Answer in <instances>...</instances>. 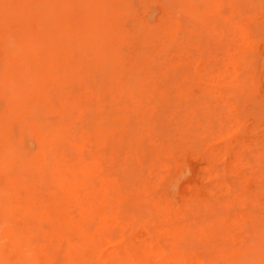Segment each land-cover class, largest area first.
<instances>
[{
	"label": "rangeland",
	"instance_id": "obj_1",
	"mask_svg": "<svg viewBox=\"0 0 264 264\" xmlns=\"http://www.w3.org/2000/svg\"><path fill=\"white\" fill-rule=\"evenodd\" d=\"M0 250L264 264V0H0Z\"/></svg>",
	"mask_w": 264,
	"mask_h": 264
},
{
	"label": "bare ground",
	"instance_id": "obj_2",
	"mask_svg": "<svg viewBox=\"0 0 264 264\" xmlns=\"http://www.w3.org/2000/svg\"><path fill=\"white\" fill-rule=\"evenodd\" d=\"M25 7H26V6H25ZM89 7H90V6H89ZM14 8H15V7H14ZM16 9H17V8H16ZM23 9H24V8H23ZM10 11H11V10H10ZM25 11H26V10H25ZM15 12H16V11H15ZM73 12H74V11H73ZM123 12H124V11H123ZM8 13H9V12H8ZM69 14H70V13H69ZM13 15H14V13H13ZM77 15H78V14H77ZM6 16L9 17V15H6ZM81 17H83V16H81ZM98 17H99V16H98ZM100 17H101V16H100ZM68 20H69V19H68ZM72 20H73V19H72ZM75 20H76V19H75ZM83 20H84V19H83ZM92 20H94V19H92ZM100 20H101V18H100ZM86 21H87V20H86ZM86 21L84 20V22H86ZM88 21H89V23H91V24L93 25V21H91V20H89V19H88ZM23 22H24V21H23ZM64 22H65V21H64ZM84 22L82 21L81 24H84ZM27 23H28V22H27ZM40 23H41V22H40ZM97 23H98V21H97ZM62 24H63V23H62ZM100 24H101V23H100ZM58 25H59V24H58ZM88 25H89V24H88ZM9 26H10V25H9ZM59 26L61 27L62 25H59ZM110 26H111V25H110ZM110 26H109V27H110ZM6 27H8V25H6ZM23 27H24V26H23ZM63 27H64V26H63ZM83 27H84V26H83ZM128 27H129V26H128ZM89 28H90V27H88V29H89ZM91 28H92V26H91ZM22 29H23V28H22ZM88 29H87V30H88ZM90 30H91V29H90ZM130 30H131V29H130ZM66 31H68V30H66ZM81 31H83V30H81ZM123 31H124V30H123ZM50 32H52V31H50ZM42 33H43V32H42ZM57 33H58V32H57ZM99 33H100V32H99ZM90 35H91V33H90ZM39 36H40V35H39ZM44 36H45V35H44ZM98 36H99V35H98ZM25 38H26V37H24V39H25ZM40 38H41V37H40ZM68 39H69V38H68ZM103 39H104V37H103ZM46 40H47V39H46ZM26 41H27V40H26ZM29 41H30V40H29ZM69 41H70V40H69ZM107 41H108V40H107ZM111 41H112V40H111ZM24 42H25V41H24ZM31 42H32V40L30 41V43H31ZM9 43H10V42H9ZM94 43H96V42H94ZM24 44H25V43H24ZM108 44H109V43H108ZM26 45H28V44H26ZM30 45H32V44H30ZM83 45H84V44H83ZM18 46H19V45H18ZM70 46H71V45H70ZM72 46H73V45H72ZM72 46H71V47H72ZM92 46H93V45H92ZM24 47H25V46H24ZM65 47H66V46H65ZM85 47H86V46H85ZM31 48H32V46H31ZM41 48H42V47H41ZM74 48H75V47H74ZM111 48H112V47H111ZM4 49H5V47H4ZM4 49H3V50H4ZM15 49L17 50V47H16ZM38 49H39V47H38ZM66 49H67V48H66ZM100 49H101V48H100ZM28 50H31V49H28ZM33 50H34V49L32 48L31 52H32ZM61 50H62V49H61ZM113 50H114V49H113ZM73 51H74V50H73ZM31 52H30V53H31ZM69 52H70V50H69ZM102 52H103V51H102ZM105 52H106V50H105ZM106 53H107V52H106ZM112 53H113V52H112ZM57 54H58V52H57ZM101 54H102V53H101ZM30 55H31V54H30ZM55 55H56V54H55ZM103 55H104V54H103ZM24 56H25V55H24ZM53 56H54V55H53ZM6 57H7V56H6ZM16 57H17V56H16ZM115 58H116V57H115ZM115 58H114V59H115ZM15 59H16V58H15ZM98 59H99V58H98ZM41 60H42V59H41ZM51 62H52V61H51ZM53 62H54V61H53ZM112 63H113V62H112ZM7 64H8V63H7ZM7 64H6V65H7ZM9 64H10V63H9ZM13 65H15V64H13ZM13 65H11V66H13ZM108 65H109V64H108ZM41 66H42V65H41ZM113 67H114V66H113ZM25 69H26V68H25ZM25 69L23 68L22 70H25ZM10 70H11V69H10ZM42 70H43V69H42ZM56 70H57V69H56ZM12 71H13V70H12ZM44 71H45V70H44ZM13 72H15V71H13ZM32 72H33V71H32ZM35 72H36V71H35ZM6 73H7V72H6ZM24 73H25V72H24ZM31 74H32V73H31ZM57 74H58V73H57ZM4 75H5V74H4ZM13 75H14V74H13ZM60 75H61V74H60ZM33 76H34V75H33ZM12 77H14V76H12ZM29 78H30V77H29ZM17 79H18V78H17ZM10 80H11V79H10ZM25 80H26V79H25ZM50 80H51V79H50ZM7 81L9 82V80H7ZM11 81H12V80H11ZM43 81H44V79H43ZM9 83H10V82H9ZM29 83H30V82H29ZM19 84H20V83H19ZM23 84H24V83H23ZM40 85H41V84H40ZM40 85H38V86H40ZM49 85H50V83H49ZM17 86H18V85H17ZM31 86H32V85H31ZM13 87H14V86H13ZM17 88H18V87H17ZM25 88H26V87H25ZM35 88H36V87H34V90H35ZM39 88H40V87H39ZM36 89H37V88H36ZM19 90H20V89H19ZM42 90H43V89H42ZM48 91H50V89H49ZM20 92H21V91H20ZM40 92H41V91H40ZM42 92H43V91H42ZM46 93L48 94L47 91H46ZM19 103H20V102H19ZM14 107H15V106H14ZM17 108H18V107H17ZM13 109H14V108H13ZM18 109H19V108H18ZM18 109H17V110H18ZM9 112H10V111H9ZM61 112H62V111H61ZM61 112H60V113H61ZM13 117H14V116H13ZM11 119H12V118H11ZM11 119H10V120H11ZM57 129H59V128H57ZM57 132H58V130H57ZM45 135H46V137L48 136V135L46 134V132H45ZM58 135H59V134H58ZM2 136H3V135H2ZM43 137H44V135H43ZM62 137H63V136H62ZM56 138H57V136H56ZM58 138H60V137H58ZM5 140H6V139H5ZM54 142H57V140L54 141ZM51 143H53V142H51ZM56 145H59V144H56ZM60 145H61V144H60ZM60 145H59V146H60ZM9 146H10V145H9ZM60 147H61V146H60ZM12 148H13V147H12ZM46 148H47V147H46ZM50 150H51V149H50ZM50 150H49V151H50ZM52 152H54V151H52ZM57 153H58V152H57ZM50 154H51V152H50ZM60 154H61V153H60ZM34 155H35V153H34ZM35 156H37V155H35ZM49 156H50V155H49ZM46 157H47V156H46ZM46 157H45V159H46ZM88 157H89V156H88ZM34 158H35V157H34ZM50 158H52V155H51ZM50 158L48 157V159L51 161ZM56 158H57V156H56ZM59 158H61V157H59ZM75 158H76V157H75ZM48 159H47V160H48ZM89 159H90V158H89ZM40 160H41V159H40ZM47 160H45V162H44V161H43V162L47 164V162H46ZM49 160H48V161H49ZM58 161H59V160H58ZM60 161H61V159H60ZM65 161H66V160H65ZM51 163H52V162H50V164H51ZM6 164H7V163H6ZM40 164H41V163H40ZM46 164H45V166H46ZM59 164H60V163H59ZM38 166H39V165H38ZM36 167H37V166H35V169H38V168H39V170H40V166L37 167V168H36ZM42 167H43V166H42ZM47 167H50V165H49V166L47 165ZM47 167H46V169H48ZM65 167H66V166H65ZM41 170H42V168H41ZM43 170H44V169H43ZM49 170H50V168H49ZM50 171H51V170H50ZM54 173H55V172H54ZM66 174H67V173H66ZM55 175H56V174H55ZM68 176H69V175H68ZM18 177H19V176H18ZM20 180H21V179H20ZM24 181H25V180H24ZM27 181H29V180H26L25 182H27ZM19 182H20V181H19ZM31 182H32V185H33V182H34V181H31ZM29 183H30V182H29ZM45 183H46V182H45ZM16 184H17V183H16ZM19 184H20V183H19ZM6 185H7V184H6ZM25 185H26V184H25ZM54 185H55V184H54ZM23 186H24V185H23ZM33 186H34V185H33ZM24 187H25V186H24ZM35 187H36V186H35ZM25 188H26V187H25ZM36 190H37V189H35V191H36ZM7 191H8V190H7ZM10 191H11V190H10ZM37 191H38V190H37ZM13 192H14V191H13ZM32 192L34 193V191H32ZM60 192H61V191H60ZM60 192H59V193H60ZM36 193H37V192H36ZM36 193H35V194H36ZM7 194H8V193H7ZM14 194L16 195V193H14ZM21 195H23V194H21ZM21 195H20V197H22ZM28 195H30V194H28ZM32 195H33V194H32ZM18 196H19V195H18ZM18 196H15V197H18ZM37 196H38V195H37ZM7 197H8V196H7ZM9 197H10V195H9ZM9 197H8V198H9ZM20 197H19V198H20ZM35 197H36V196H35ZM35 197H33V198H35ZM38 197L40 198V195H39ZM19 198H18V199H19ZM33 198H32V199H33ZM41 198H42V197H41ZM11 199H12V198H11ZM22 199L25 200L24 197H22ZM29 199H30V198H29ZM29 199H28V200H29ZM32 199H31V201H32ZM37 199H38V198H37ZM43 199H45V198H43ZM46 199H48V197H46ZM5 200H6V199H5ZM8 200H9V199H8ZM8 200H7V201H8ZM20 200H21V199H20ZM9 201H10V200H9ZM13 201H14V199H13ZM17 201H18V200H17ZM17 201H16V202H17ZM36 201H37V200H36ZM39 201H41V200H39ZM45 201H46V200H45ZM47 201H48V200H47ZM11 202H12V200H11ZM20 202H21V201H20ZM22 202H24V204H25V201L22 200ZM4 203H5V202H4ZM29 204H31V203H29ZM6 205H8V203H6ZM21 205H23V204H21ZM26 205H27V204H26ZM56 205H57V204H56ZM23 206H24V205H23ZM23 206H22V208H23ZM57 206H59V205H57ZM6 207H7V209H8V206H6ZM11 207H12V210H14V207H13V206H11ZM11 207H10V208H11ZM20 207H21V206H20ZM27 207H28V206H27ZM27 207H26V208H27ZM40 207L42 208V206H40ZM40 207H39V211H42ZM53 207H54V206H53ZM53 207H52V208H53ZM17 208H18V207H17ZM17 208H16V209H17ZM26 208H24L25 211H24V209H22L23 213H24L25 215H26V214H30V215H31L32 212H27V211H26ZM32 208H33V207H32ZM55 208H56V207H55ZM59 208H60V207H59ZM63 208H64V207H63ZM37 209H38V208H37ZM61 209H62V208H61ZM9 210H10V209H9ZM17 210H18V209H17ZM17 210H16V211H17ZM27 210H28V208H27ZM33 210H34V208H33ZM35 210H36V209H35ZM53 210H54V209H53ZM57 210H59V209H57ZM3 211H4V210H3ZM30 211H32V210H30ZM11 212H12V211H11ZM50 212H51V211H50ZM59 212H60V210H59ZM63 212H64V211H63ZM63 212H62V213H63ZM12 213H14V212H12ZM18 213H20V212H18ZM18 213H17V214H18ZM51 213H53V212H51ZM37 214H39V213L37 212ZM19 215H20V214H19ZM22 215H23V214H22ZM26 216H27V215H26ZM57 221H58V220H57ZM57 221H56V223H57ZM8 230H10V229H8ZM11 230H12V228H11ZM11 232H12V231H10L9 236L12 235V237L10 236V238L13 239V235H14V234H13V232H12V234H11ZM14 233H16V234L18 233V235H19V232H14ZM16 234H15V236H16ZM50 234H52V233H50ZM18 235H17V236H18ZM52 235H53V234H52ZM52 235H51V236H52ZM15 236H14V237H15ZM55 236H56V235H55ZM53 237H54V236H53ZM16 238H17V237H16ZM16 238H15V239H16ZM19 238H20V237H19ZM17 240H20V239L17 238ZM12 241H13V240H12ZM20 242H21V241H20ZM144 242H145V241H144ZM92 243H93V242H92ZM81 244H82V243H81ZM81 244H79V245H81ZM137 245H138V244H137ZM14 246H15V245H14ZM17 246H18V244H17ZM82 246H83V244H82ZM82 246H78V247H82ZM78 247H77V249H78ZM85 247H86V246H85ZM81 249H84V247L81 248ZM0 251H1V253L3 252L2 250H0ZM38 253H39V252H38ZM2 254H3V253H2ZM5 255H6V254H5ZM34 255H35L36 257L39 256V255L37 256V253L34 254ZM0 256H1V258H2L1 260H2V262H3V259L6 258V256H5L4 258L2 257V255H0ZM35 256H34V257H35ZM43 256H44V255H43ZM48 256H49V255H47V256L45 255L46 258H47ZM97 257H98V256H97ZM141 257H142V256H141ZM46 258H45V259H44V258H39V259L37 258V260L39 261L40 264H48V263H46ZM99 258H100V260H102L100 256L98 257V259H99ZM131 258H132V257H131ZM7 259H8V258H7ZM18 259H20V257H19ZM127 259H128V258H127ZM4 260H5V259H4ZM47 260H49V259H47ZM106 260H107V259H106ZM109 260H110V259H109ZM132 260H133V259H132ZM141 260H142V259H141ZM32 262H34V261H32ZM35 262H36V259H35ZM47 262H48V261H47ZM49 262H50V261H49ZM107 262H108V261H107ZM107 262H106V263H107ZM113 262H114V261H113ZM138 262H139V261H138ZM5 263H6V264H9L8 261H7V262L5 261ZM108 264H109V263H108ZM110 264H111V263H110ZM134 264H135V262H134ZM136 264H137V263H136ZM139 264H140V263H139Z\"/></svg>",
	"mask_w": 264,
	"mask_h": 264
}]
</instances>
